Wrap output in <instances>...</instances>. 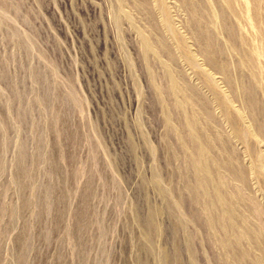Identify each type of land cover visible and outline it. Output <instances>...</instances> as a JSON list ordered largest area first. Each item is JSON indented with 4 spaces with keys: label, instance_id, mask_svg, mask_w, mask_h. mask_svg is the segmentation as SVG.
I'll return each instance as SVG.
<instances>
[{
    "label": "rangeland",
    "instance_id": "1",
    "mask_svg": "<svg viewBox=\"0 0 264 264\" xmlns=\"http://www.w3.org/2000/svg\"><path fill=\"white\" fill-rule=\"evenodd\" d=\"M263 261L264 0H0V264Z\"/></svg>",
    "mask_w": 264,
    "mask_h": 264
},
{
    "label": "bare ground",
    "instance_id": "2",
    "mask_svg": "<svg viewBox=\"0 0 264 264\" xmlns=\"http://www.w3.org/2000/svg\"><path fill=\"white\" fill-rule=\"evenodd\" d=\"M208 39V38H207ZM207 43V42H206ZM210 45V44H209ZM209 55H207L208 56V58L209 59H212L211 58V53L210 52H207ZM211 61V60H210ZM215 60H213V62H214ZM252 61V60H251ZM213 62H211V63H213ZM253 62V61H252ZM210 63V62H209ZM215 63V65L217 66V68H219V69H221V70H223V73H224V71L225 72H227L226 71V68L223 66V64H219L218 63V61H216V62H214ZM251 63V62H250ZM252 96V95H251ZM223 104V103H222ZM254 107V106H253ZM252 111V110H251ZM230 115H232V114H230ZM197 138V137H196ZM205 144V143H204ZM199 148V147H198ZM196 149V148H195ZM204 151V150H203ZM194 154V153H193ZM199 154V153H198ZM233 156V155H232ZM200 157V156H199ZM199 165H200V167H199V169L200 170H206L207 168H208V164H206V161H200V163H199ZM212 165V164H211ZM210 166V165H209ZM217 167V166H216ZM198 171V170H197ZM201 172V171H200ZM208 176H209V174H207ZM213 175L212 174H210V176L209 177H211V178H214V176L212 177ZM201 178V177H200ZM218 178V177H217ZM222 180V179H221ZM225 183H227V182H225ZM217 184V183H216ZM216 184H214L213 186H215ZM220 184L218 183V186H219ZM246 185V184H245ZM203 186H204V184H203ZM208 186V185H207ZM218 186H216L215 187V192H217V193H219L220 194V188L218 187ZM210 187V186H209ZM242 188V187H241ZM225 190V189H224ZM207 190H205V192H206ZM208 194V193H207ZM226 198V197H225ZM246 198V197H245ZM209 206V205H208ZM219 208V207H218ZM220 209V208H219ZM236 211V210H235ZM209 213V212H208ZM239 217V216H238ZM233 218V217H232ZM242 218V217H241ZM234 220V219H233ZM248 220V219H247ZM210 221H211V219H210ZM210 221H208V222H210ZM212 224V223H211ZM261 226V225H260ZM220 230V229H219ZM233 231H234V229H233ZM227 232H229V231H227ZM242 239V238H241ZM244 240V239H243ZM259 241H260V239H258ZM262 241V240H261ZM254 244V243H253ZM224 246H225V244H223ZM232 245H234V244H232ZM231 245V247H233ZM226 247H227V245H226ZM230 247V246H229ZM235 248V247H234ZM258 249V248H257ZM262 251V250H261ZM239 255V254H238ZM242 255V254H241ZM240 255V256H241ZM164 257H166V256H164ZM232 257V256H231ZM233 258V257H232ZM234 259V258H233ZM238 260H239V258H238ZM246 260V259H245ZM241 261V260H240ZM264 262V261H263ZM260 263V262H259ZM161 264V263H160ZM165 264V263H164ZM263 264V263H262Z\"/></svg>",
    "mask_w": 264,
    "mask_h": 264
}]
</instances>
